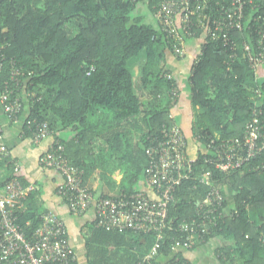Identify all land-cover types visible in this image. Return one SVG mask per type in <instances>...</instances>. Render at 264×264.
Returning a JSON list of instances; mask_svg holds the SVG:
<instances>
[{
    "label": "trees",
    "instance_id": "obj_1",
    "mask_svg": "<svg viewBox=\"0 0 264 264\" xmlns=\"http://www.w3.org/2000/svg\"><path fill=\"white\" fill-rule=\"evenodd\" d=\"M147 1L155 17L161 0ZM147 1L0 0V39L9 43L5 53L33 73L29 91L37 95L24 102V113L28 114L24 138L30 139L31 129L42 122L49 124L52 136L59 141L58 132L72 129L78 136V148L67 145L65 152L81 169L89 163L86 158L91 156L93 140L107 145L118 159L116 167H104L107 171L110 166L120 169L123 176L120 182L110 181L119 185L120 193L106 194V198L141 190L138 187L143 179L145 182L148 168L149 138L159 136L162 127L170 124L175 106L171 92L179 88L167 70V51L173 53L171 41L158 22L157 29L143 23V16L134 15ZM259 17L262 20L256 24L253 20ZM248 19L251 30L232 31L228 47L202 34L194 39L202 43V57L189 76L192 105L199 111L189 146L193 152L194 142L201 150L192 177L183 181L175 193L176 201L169 205L171 226L163 233L159 255L147 259L157 242L154 234L105 230L95 227L94 222L91 237L86 239L88 264H198L189 258L190 253L205 247L214 250L221 242L227 243L216 249L221 264H264V151L231 172L209 162L215 157L212 153H203L210 139H242L253 117L252 108L264 100V64L254 69L244 49L249 43L258 51L257 29L263 26L264 0L248 7L246 24ZM141 54L146 57L141 82L150 94L146 102L136 93L131 68ZM9 79L10 70L6 69L0 88ZM258 89L262 97L256 93ZM96 115L99 118L93 120ZM103 126H108L104 132ZM13 167V162L0 157V176ZM203 172L223 188L225 206L237 214L210 227L204 242L194 249L175 253L174 245L183 244L188 237L180 231L179 223L194 217L195 203L208 193L209 187L198 179ZM12 174L0 177V190ZM35 198L32 193L27 208L19 207L16 213L28 235L39 226L43 215ZM110 246L115 250L109 251Z\"/></svg>",
    "mask_w": 264,
    "mask_h": 264
},
{
    "label": "built area",
    "instance_id": "obj_2",
    "mask_svg": "<svg viewBox=\"0 0 264 264\" xmlns=\"http://www.w3.org/2000/svg\"><path fill=\"white\" fill-rule=\"evenodd\" d=\"M255 1L161 0L155 18L163 34L171 41L174 55L184 58L187 55L188 39H199L197 37L202 34L213 41L221 40L228 47L232 31L251 30L252 21L248 19L246 24L244 20L248 7L253 6ZM261 20L259 17L253 21L257 24ZM257 34L258 51L253 50L249 43L244 44L249 63L254 69L264 64V21L263 26L257 29ZM8 48L9 43L0 39V79L6 69L10 70V79L0 88V109L12 122L18 123L25 111V99H36L37 95L29 91L28 82L33 73L26 71L15 58L8 59L5 53ZM201 57L202 52L193 62L191 74ZM256 93L262 97L259 89ZM171 97L175 105L180 98L179 88L172 90ZM252 114V120L247 124L242 139L220 140L218 137L210 139L204 147V155L212 153L215 157L209 162L221 171L239 169L263 153L264 100L252 108ZM31 130L33 132L30 139L39 147L53 134L47 122L38 123ZM195 140H200V137L197 136ZM149 142L146 149L147 189L115 198L96 197L87 188L84 184V171L71 163L59 140H54L38 159L42 168L55 170L62 176L63 182L58 187V194L66 202L72 215L83 217L93 210L97 228L154 234L157 242L147 256L148 260L159 255L163 233L171 226L168 221L169 205L176 201L175 193L183 181L192 177L198 156L193 157L189 137L172 117L170 124L162 127L161 134L150 137ZM0 157L5 162L14 163L13 177L6 180L0 190V264H77L69 230L55 212L44 213L39 226L30 235L20 225L17 209L23 206L31 188H26L19 177L20 165L13 161L1 127ZM198 179L209 190L203 200L195 203L194 217L190 221L179 223L180 231L188 237L183 244L174 245L175 253L194 249L197 244L204 242L210 227H216L227 216L233 217L237 214V211L232 212L225 206L223 188L212 180L208 172L200 174Z\"/></svg>",
    "mask_w": 264,
    "mask_h": 264
},
{
    "label": "crops",
    "instance_id": "obj_3",
    "mask_svg": "<svg viewBox=\"0 0 264 264\" xmlns=\"http://www.w3.org/2000/svg\"><path fill=\"white\" fill-rule=\"evenodd\" d=\"M143 4L148 10L147 13L155 20L154 12H150L148 1L141 3L139 9ZM155 22V27L158 29L157 21ZM201 44L200 40H188L186 45L187 55L184 58H177L171 51H167V70L175 77L180 90V98L171 111L170 117H172L174 122L183 129L189 138L193 137L195 112L191 100V86L188 81L191 75L193 62L201 51ZM145 59L146 57L143 55L140 59L133 61L131 67L135 74L134 81L136 84V93L142 102H146L150 96L149 89L141 82V69ZM27 116L28 114L24 113L20 122L14 123L0 109V127L4 131L5 141L12 153L13 161L20 165L19 177L26 188H31L26 200L23 201V206L20 207L27 208L26 202L32 193H35L36 202L43 211V214L55 212L65 222L69 230L71 245L77 255V264H88L86 239H89L92 234L90 230L95 222L94 211L90 210L83 217H76L71 214L68 205L58 194V187L63 182L62 176L55 170L42 168L38 161L40 154L55 140V137L51 136L40 147L34 145L31 139L24 138V126ZM98 118L99 116L96 115L93 117V120H97ZM108 126H103V128H105L103 132ZM103 132L101 130L98 131V133L101 134ZM58 137L57 138L60 139V142L64 145L65 151L67 145L73 146L74 144L73 148H78V136L72 129L58 132ZM103 144L97 140H93L91 144V156L86 158V161L89 163L85 169H82L84 171V184L96 197H105L106 194H119L121 191L119 185L111 184L110 181L115 180L116 182H120L123 176L120 169L113 170V167L110 166V171H107L108 167H104L105 164L115 166L118 158L112 155L113 152L107 145ZM191 153L194 155L195 149L193 152L191 150ZM84 155H82L83 158ZM70 156L73 157L72 152ZM118 165H120V163ZM12 171H3L0 177L3 179L4 177L6 178ZM11 177H13V174ZM138 189H147L144 179L140 182ZM226 245L227 243L224 242L223 244L221 242L219 245H215L214 250L206 247L199 249L194 253H190L189 258L195 262H199L198 264H221L216 256V249L220 248V246L225 247ZM113 250H115L114 246H110L109 251Z\"/></svg>",
    "mask_w": 264,
    "mask_h": 264
},
{
    "label": "rangeland",
    "instance_id": "obj_4",
    "mask_svg": "<svg viewBox=\"0 0 264 264\" xmlns=\"http://www.w3.org/2000/svg\"><path fill=\"white\" fill-rule=\"evenodd\" d=\"M142 7L140 8V10L141 11H136V13L134 14L135 16H143V23H146V24H151V25H154V26H156V18H155V20L147 13L148 12V10L145 8L146 6L143 4V5H141ZM145 6V7H144ZM143 10V11H142ZM143 55L144 54H141L140 55V57H139V59L141 58V57H143ZM189 82V81H188ZM186 84H187V82H186ZM190 85V84H189ZM187 86H188V84H187ZM194 108V107H193ZM194 112H195V117H197V113L199 112L198 110H196L195 108H194ZM191 144H192V146L193 147H195L194 149H195V154L193 155V157H196L197 155H198V146H197V143L195 144L194 142H191Z\"/></svg>",
    "mask_w": 264,
    "mask_h": 264
}]
</instances>
